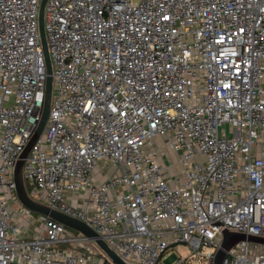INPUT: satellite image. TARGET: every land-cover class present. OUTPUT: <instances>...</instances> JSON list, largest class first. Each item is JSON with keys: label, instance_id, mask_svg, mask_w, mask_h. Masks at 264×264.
I'll list each match as a JSON object with an SVG mask.
<instances>
[{"label": "built area", "instance_id": "built-area-1", "mask_svg": "<svg viewBox=\"0 0 264 264\" xmlns=\"http://www.w3.org/2000/svg\"><path fill=\"white\" fill-rule=\"evenodd\" d=\"M42 1L0 0V264H113L16 193L46 97ZM44 9L53 96L25 160L30 197L90 226L127 264H161L182 245L189 256L174 264H214L224 231L264 238V0ZM166 152L178 162L166 166ZM226 256L264 264V245Z\"/></svg>", "mask_w": 264, "mask_h": 264}, {"label": "water", "instance_id": "water-1", "mask_svg": "<svg viewBox=\"0 0 264 264\" xmlns=\"http://www.w3.org/2000/svg\"><path fill=\"white\" fill-rule=\"evenodd\" d=\"M46 2L47 0L42 1V4L40 6L41 10H40V15H39V21H38L39 23L38 26L40 27L41 43L43 45V50H44V57L47 63V76H48L47 82H46V89H45L46 97H45V102L43 106L44 111H43L42 118H41V121L39 123L38 129L35 135L33 136L31 141L25 148L24 152L21 154L16 164L15 174H14L16 193H17V196L22 206H24L28 210L32 211L33 213H37L40 216H44V217L48 216L51 219L58 222L59 224H61L62 226H66L68 228L75 230L76 232L80 234H83L88 239L95 242L97 247H99L102 250V252L106 255L108 259H110V261L113 264H127L126 262H124L123 259H121L117 255L116 252H114L109 247V245L106 242H104L102 238H100L99 234H97L90 226H88L82 221L80 222L78 220H75L65 214L63 215L62 213H59L55 210L50 209L49 207H46L34 201L30 197L27 191V188H26L25 179H24L25 160L27 159L33 146L40 139V137L42 136L45 130V127H46L45 125H46V122L48 120L50 110H51L50 105H51L52 96H53V93H52L53 77L51 76L52 63H51V59H49L48 45H47L46 38H45V26H44V12H45L44 7H45ZM222 239H223V242L221 244V247L216 252L214 264H223L227 257L226 256L227 253L233 248V246H235L236 244L240 242H252V243L264 245V238H258L254 236L247 237L243 234L233 233V232L230 233L228 231L223 232Z\"/></svg>", "mask_w": 264, "mask_h": 264}, {"label": "rangeland", "instance_id": "rangeland-1", "mask_svg": "<svg viewBox=\"0 0 264 264\" xmlns=\"http://www.w3.org/2000/svg\"><path fill=\"white\" fill-rule=\"evenodd\" d=\"M159 144L160 145L163 144L161 140H159ZM177 162H178V159H177L176 156H174L170 152H166V156H165V164H166V166L169 167L171 164H175ZM171 171L177 173L179 171V169L178 168H172ZM15 195H16V193H15ZM35 200H37V199H35ZM33 215L37 219H39L41 217L37 213H33ZM68 230H69V233L72 234V235H79L78 232H76L75 230H73L71 228H68ZM187 256H189V250H188V248L185 245L178 246L177 250L171 249V250H169L166 253V255H165L166 259H163L162 262H161V264H174L176 262H179V261L183 260V258H186Z\"/></svg>", "mask_w": 264, "mask_h": 264}, {"label": "trees", "instance_id": "trees-1", "mask_svg": "<svg viewBox=\"0 0 264 264\" xmlns=\"http://www.w3.org/2000/svg\"><path fill=\"white\" fill-rule=\"evenodd\" d=\"M27 190H28V192H30V188L27 186Z\"/></svg>", "mask_w": 264, "mask_h": 264}]
</instances>
